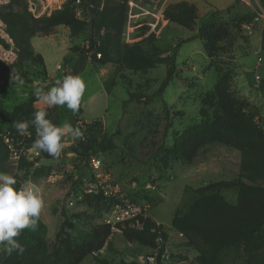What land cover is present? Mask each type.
<instances>
[{
	"label": "rangeland",
	"instance_id": "obj_1",
	"mask_svg": "<svg viewBox=\"0 0 264 264\" xmlns=\"http://www.w3.org/2000/svg\"><path fill=\"white\" fill-rule=\"evenodd\" d=\"M186 1L197 8L198 20L193 32L165 19L162 21L155 12V16L144 17L130 30L126 26L123 34L128 44L153 34V44L161 50L162 57L176 52L177 76L162 95L158 91L167 77L165 64L146 72H133L92 61L90 25L99 8L77 11V17L89 24L79 36L60 26L51 36L31 39L35 54L43 57L44 66L25 63L18 70L1 67L0 76V102L11 112L34 96V81H39V87L47 91L54 86V81L71 71L82 54L73 52V47L84 49L87 63L79 76L85 82V92L79 111L73 114L66 107L46 108L38 102L35 111L46 110L47 118L58 126L67 122L75 125L74 128L90 127L88 131L96 140L92 152L104 162L125 192L147 208V217L164 226L167 242L159 264H197L198 252L172 228V219L177 212L185 213L202 196L197 189L239 177L241 154L229 147L210 145L199 152L193 163L167 152L180 134L204 120L202 111L208 117L214 116L217 106L212 95L221 81L235 98L246 100L249 109L256 113L255 122L264 128L263 27L256 26L253 34L244 35L240 22L250 20L253 10L247 3L236 0ZM255 2L264 8V0ZM172 3L173 0H160L159 7ZM206 24V34L211 40L203 41L198 38V31ZM105 35L104 31L100 34ZM259 57H263L261 66H258ZM16 74L24 80L23 85L14 82ZM256 74L261 80L256 79ZM131 94L143 98L131 100ZM4 126L0 119V127ZM28 130L33 133L35 128L30 124ZM105 137L112 148L103 143ZM87 157L76 139L67 138L60 158L36 162L23 184L31 183L40 189L44 200L40 219L47 225L51 243L62 225V210L75 225L71 233L79 244L110 214L111 210L88 192L91 171ZM221 194L228 202L236 203L237 189L221 190ZM75 215L78 217L73 218ZM109 241L110 248L87 257L82 264H103L101 261L120 264L122 260L129 264H158L157 250L128 243L121 231L114 232ZM224 262L243 264L229 254H225Z\"/></svg>",
	"mask_w": 264,
	"mask_h": 264
},
{
	"label": "trees",
	"instance_id": "obj_2",
	"mask_svg": "<svg viewBox=\"0 0 264 264\" xmlns=\"http://www.w3.org/2000/svg\"><path fill=\"white\" fill-rule=\"evenodd\" d=\"M76 1L68 0L61 10L39 19L34 18L28 11L26 0H11L9 4L0 7V17L18 53L17 63L7 69L18 70L25 63L44 66L43 57L35 54L31 39L37 36H51L60 26L68 28L73 36H79L89 24L77 17V11L99 8L96 18L90 25L89 54L92 61L102 66L117 65L133 72H146L165 64L168 69L167 77L158 91V94L162 95L177 76V54L175 52L162 57L161 50L153 44L155 40L153 34L140 42L125 43L123 34L127 26L130 0H104L103 3L100 0H81L79 5ZM253 15L250 20H241V26L251 22ZM164 19L168 23L177 24L193 32L198 20L197 8L188 2L172 3L164 10ZM208 24H212V21ZM208 24L199 29L200 40L208 41L209 36L206 34ZM103 31L105 37L100 36ZM112 32L115 35H112ZM261 33L264 51V28ZM72 50L82 54L71 66V71L63 74L62 79L66 75L79 76L85 69L87 56L84 49L73 47ZM1 67L6 68L0 64V76ZM56 81L52 85L55 86ZM142 98L131 94V100ZM213 98L216 99L217 106L214 116L208 117L206 111H202L204 120L180 134L167 152L187 163H193L204 148L214 144L223 145L240 152V174L236 179L209 183L197 189L196 192L202 196L196 199L185 213L177 212L171 226L198 252L197 264H226L225 254L243 264H264V128L255 122L256 113L249 109L246 100L235 98L223 81L219 83L215 94L212 95ZM146 100H149L148 97ZM36 103V97L32 96L9 112L0 102V119L5 123L4 127H0V172L14 176L17 181L14 186L16 188H20L28 181L35 162L22 159L15 165L10 159L4 136L18 134L13 126L14 122H30L34 118ZM88 128L86 125L77 127L82 137L76 139L77 145L88 154L87 161L98 158L92 152L96 147V140ZM33 135L35 141L37 138L35 131ZM104 142H107L110 148L113 147L108 138L105 137ZM42 159L51 161L55 158L41 152V157L36 162ZM231 189H237L236 203L228 202L221 194V190ZM93 197L107 209L111 208L112 201L102 194ZM61 217L63 222L54 243L47 238V225L39 217L35 230L25 229L17 237L25 249L24 252L21 254L14 251L8 256L1 249L0 264H82L87 257L105 247L110 248L109 240L114 234L111 226L105 223L95 226L89 238L79 244L71 233L75 225L65 210L61 211ZM76 217L78 215L73 218ZM138 221L141 228L130 227L128 224L118 227L128 243L157 250L159 264L167 242L164 226L149 217H139ZM101 262L108 264L106 261ZM120 264L129 263L122 260Z\"/></svg>",
	"mask_w": 264,
	"mask_h": 264
},
{
	"label": "clouds",
	"instance_id": "obj_3",
	"mask_svg": "<svg viewBox=\"0 0 264 264\" xmlns=\"http://www.w3.org/2000/svg\"><path fill=\"white\" fill-rule=\"evenodd\" d=\"M13 79L17 85L24 84L19 74ZM33 87L38 103H42L46 108L66 107L73 114L79 111L85 92V82L78 75H66L62 80H57L55 86L47 91L39 87V81H34ZM47 116L46 110H38L30 122H14L13 126L23 135L31 124L35 128L37 137L32 148L59 159L67 138L75 140L81 138L82 133L67 122L58 126ZM16 183L14 176L0 172V246L3 253L8 256L14 251L21 254L24 252L25 249L17 237L25 229L35 230L44 208L39 187L28 183L16 188L14 187Z\"/></svg>",
	"mask_w": 264,
	"mask_h": 264
},
{
	"label": "built area",
	"instance_id": "obj_4",
	"mask_svg": "<svg viewBox=\"0 0 264 264\" xmlns=\"http://www.w3.org/2000/svg\"><path fill=\"white\" fill-rule=\"evenodd\" d=\"M10 1L0 0V7L9 4ZM236 1L247 3L254 14L251 22L241 26L244 35L253 34L256 26L262 25L264 28V8L261 5L254 3V0ZM67 2L68 0H26L28 11L36 19L51 16L55 11L61 10ZM159 2L160 0H130L128 2L127 28L130 30L133 24L140 23L144 17L155 16V12L163 21L166 5L159 7ZM76 4H81V0H77ZM262 53L264 55V51ZM17 61L18 53L15 43L0 17V64L11 68ZM262 62L263 57H259L258 66H261ZM260 78V75L256 74V79L261 80ZM4 142L9 150L10 159L15 165H18L22 159L36 163V160L41 157V152L32 148L34 135L30 130H27L23 135L19 133L15 136L5 135ZM87 164L91 171L88 192L91 195L102 194L106 199L112 201L110 214L104 223L111 226L113 233L120 232L118 225L124 227L128 224L130 227L141 228L138 218H147V208L136 203L125 192L123 186L100 158L90 159Z\"/></svg>",
	"mask_w": 264,
	"mask_h": 264
},
{
	"label": "crops",
	"instance_id": "obj_5",
	"mask_svg": "<svg viewBox=\"0 0 264 264\" xmlns=\"http://www.w3.org/2000/svg\"><path fill=\"white\" fill-rule=\"evenodd\" d=\"M173 2H174V3L188 2V3H190V4H193V3L189 2V1H186V0H173ZM194 5H195V4H194ZM59 67H60V66H59Z\"/></svg>",
	"mask_w": 264,
	"mask_h": 264
}]
</instances>
